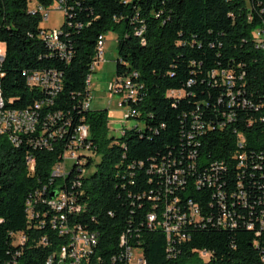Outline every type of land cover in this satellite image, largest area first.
Instances as JSON below:
<instances>
[{
  "label": "trees",
  "instance_id": "16d2710c",
  "mask_svg": "<svg viewBox=\"0 0 264 264\" xmlns=\"http://www.w3.org/2000/svg\"><path fill=\"white\" fill-rule=\"evenodd\" d=\"M30 1L0 0L4 115L23 116L40 103L35 131L20 134L18 147L0 134V264H46L50 257L58 264L56 255L69 242L57 233L58 212L32 220L26 213L30 194L39 189L46 196L41 188L57 183L81 206L68 218L72 227L82 228L77 236L96 235L92 263L124 264L123 237L143 252L146 264H263L254 242L263 243L264 235L257 238L247 226L264 206V43L255 38L264 29V0H34L43 10L64 2L59 38L69 59L41 38L42 16L31 12ZM109 32H117L115 77L131 79L138 91L135 101L125 103L134 112L127 120L144 123L143 130H124L119 139L109 134L107 110L82 108L99 39ZM48 70L61 74V90L52 100L27 83L30 73ZM225 75L233 77L231 87ZM55 114L59 120L46 127ZM82 125L88 127L87 152L100 158L94 172L85 176L93 157L79 155L68 171L64 162L61 182L50 183L66 147L75 154V145L68 144ZM44 128L45 137L58 128L63 132L49 140V149L33 143ZM214 163H223L228 173L219 171L215 186L199 184ZM217 190L235 228L217 225ZM237 192L242 206L231 198ZM189 203L198 206L200 221L186 217L184 239L168 242L164 214L171 207L188 216ZM149 215L156 216L151 227Z\"/></svg>",
  "mask_w": 264,
  "mask_h": 264
},
{
  "label": "built area",
  "instance_id": "2783aa9c",
  "mask_svg": "<svg viewBox=\"0 0 264 264\" xmlns=\"http://www.w3.org/2000/svg\"><path fill=\"white\" fill-rule=\"evenodd\" d=\"M58 10L63 13V16L67 12V8L64 6L63 1H58ZM35 10L39 11L42 16V20H47L48 14L39 6L31 10L34 12ZM137 36L142 34V30L138 31ZM41 38L46 42L47 46L57 51L60 57L69 59L70 54H65V46L60 41V29L53 31H45V33H41ZM255 38L258 42L264 43V29L255 32ZM104 53H102L101 59H93V67L99 66L104 62L103 59ZM3 61H1L0 54V65ZM214 72L212 73V76ZM225 82L229 83V87L233 85V77L231 75H225ZM27 83L29 86L39 87L46 95L47 100H52L55 95L61 90V74L56 71L48 70L42 72H33L27 76ZM107 94L109 100L111 101L114 97H119L120 102L118 103V108H126L125 119L127 120L129 117L134 115L133 111H130L125 103L129 100L135 101L138 95V91L136 89V85H134L129 78H118L114 77V79L107 84ZM175 94V93H171ZM232 100V99H231ZM91 100H84L82 103L83 109L90 108ZM38 104L34 105V109L23 111V116H14V118H7L4 116V106H0V133L6 135L11 142V144L15 147L20 145V134H32L35 131L37 125V111ZM60 117H56V114L53 116H48V121L50 122L45 126H52L56 121L59 120ZM44 126V127H45ZM45 129V128H44ZM62 128H58L47 134L45 137L46 129L42 132V135L34 140L35 147L38 148H50L49 140L62 138L63 132ZM65 134V133H64ZM88 137V127L85 125L79 126L74 133L73 140L70 141L68 145H75V154H67V147L62 156V161L55 164L52 169L50 183H53L55 180H59L61 182V174H63V164L67 160H73L79 162V155L77 152H87L89 150V145L86 144V140ZM238 169L242 167V160L244 159L242 156L238 158ZM27 164L31 170H33V161L31 158L27 159ZM155 171L158 174H161L163 169L161 167H154ZM223 171L226 173V166L223 163H214L211 167V171L209 173L204 174V178L198 180L199 184H203V181H207L210 185L215 186L218 182V172ZM239 178V176H238ZM225 185V184H223ZM75 186V183H73ZM240 187V184L237 183V188ZM41 189H46V196H39V189L34 193L30 194L26 200V213L28 220H32L33 218H38L40 214L46 211H57L58 212V220H62V229L59 230V236H67L68 244L63 246L60 251L57 253L56 257L59 260L58 264H97L100 262L96 260L94 263L91 262V255L93 252V248L97 245L96 235L93 233H89L87 231V236H77V229H82L79 225L72 227L69 224V217L76 216L81 212V206L76 202V195L68 188H61V183H57L54 189L48 188L47 186L42 187ZM220 190V189H218ZM217 193L214 197L217 198L219 206L221 208L220 218L217 219V225L222 228L226 227H236L233 219L231 218V214L227 209V201L224 195ZM53 193V198L50 195ZM232 199H236L238 205L242 206V192L232 193ZM264 199V193H263ZM264 202V200H263ZM235 205V203H234ZM263 210L260 212L259 216L256 218V221L248 224L247 229L255 232V236L257 238H261L264 235V206ZM189 215L188 216H178L174 212V208L169 207L168 212L164 214V217H167L166 221L163 222L164 231L167 236V241L170 242L173 238L184 239V236L181 235L180 230L181 226L187 222L186 217L191 223H198L200 221L199 218V208L192 203L188 204ZM156 216L149 215L148 223L149 226L155 222ZM53 220H49V224L52 227ZM157 224H160L158 222ZM19 236V240L17 241L19 244H22L25 241V237L21 234ZM121 246H123L122 251L120 252V258L124 261V264H146V261L143 257V252L138 248H132L127 245L124 238H121ZM254 246L256 248L261 249V262L264 264V242H254ZM137 254H136V252ZM169 255H171L172 251L167 249ZM199 256L201 257V251L199 252ZM54 257H50L46 264H52ZM203 261H209V259Z\"/></svg>",
  "mask_w": 264,
  "mask_h": 264
},
{
  "label": "rangeland",
  "instance_id": "374dc122",
  "mask_svg": "<svg viewBox=\"0 0 264 264\" xmlns=\"http://www.w3.org/2000/svg\"><path fill=\"white\" fill-rule=\"evenodd\" d=\"M34 0L29 3V8L32 10L36 7ZM57 1H55L45 12L48 14L47 20H41L39 27L44 31L59 30L63 26L64 16L58 10ZM0 49L3 50L2 45ZM103 55L104 62L94 68L93 73L88 78V89L91 93L90 109L91 110H107L109 134L115 139H119L124 130H130L137 127L139 130L144 129V123L136 119H125L126 108H118L120 102L119 97H114L111 101L107 94V84L115 77V67L117 60V32H109L103 37V46L100 50ZM102 58V55L100 59ZM90 81V82H89ZM117 141H113L115 144ZM69 154V153H68ZM93 157V162L90 167L85 170V176L90 175L95 170V164L99 162V156H94L90 152H77V155H85ZM74 161H66L67 171L72 167ZM19 240V236L16 241ZM136 252V251H135ZM137 254V252H136ZM201 259H210L209 254L201 255ZM205 262V261H204Z\"/></svg>",
  "mask_w": 264,
  "mask_h": 264
},
{
  "label": "bare ground",
  "instance_id": "6f19581e",
  "mask_svg": "<svg viewBox=\"0 0 264 264\" xmlns=\"http://www.w3.org/2000/svg\"><path fill=\"white\" fill-rule=\"evenodd\" d=\"M102 46H103V38H100L99 39V43H98V50H99V52L97 53L98 55H97L96 59H100V57L102 55V52L100 51L102 49ZM0 54H1V61H3L4 60V54H3V51L1 49H0ZM94 68L95 67H93V65H92L91 70L94 71ZM87 88H88V79H87ZM88 91H89V89H88ZM86 98H87L86 100H91V93H90V91H89V94H88V96ZM0 106H3L2 105V101H1V96H0ZM4 116L7 117V118H14V116H16V115H14V114H7V115H4ZM0 134H2V133H0ZM68 153L71 154V152H68ZM64 167L65 166H63V174H61V176L64 175ZM81 236H84V235H81Z\"/></svg>",
  "mask_w": 264,
  "mask_h": 264
},
{
  "label": "water",
  "instance_id": "95a60500",
  "mask_svg": "<svg viewBox=\"0 0 264 264\" xmlns=\"http://www.w3.org/2000/svg\"><path fill=\"white\" fill-rule=\"evenodd\" d=\"M51 198H53V193L50 195Z\"/></svg>",
  "mask_w": 264,
  "mask_h": 264
},
{
  "label": "crops",
  "instance_id": "0c3cea01",
  "mask_svg": "<svg viewBox=\"0 0 264 264\" xmlns=\"http://www.w3.org/2000/svg\"><path fill=\"white\" fill-rule=\"evenodd\" d=\"M33 10V9H32Z\"/></svg>",
  "mask_w": 264,
  "mask_h": 264
}]
</instances>
